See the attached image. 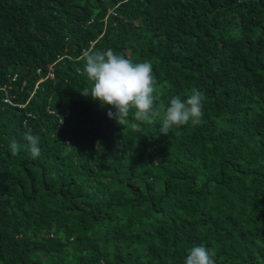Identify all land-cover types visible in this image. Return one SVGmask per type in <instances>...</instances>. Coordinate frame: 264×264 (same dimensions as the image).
I'll return each mask as SVG.
<instances>
[{"label": "trees", "instance_id": "1", "mask_svg": "<svg viewBox=\"0 0 264 264\" xmlns=\"http://www.w3.org/2000/svg\"><path fill=\"white\" fill-rule=\"evenodd\" d=\"M105 49L152 63L158 106L199 89L202 123L110 118L81 92ZM200 244L264 264V0H0V264H184Z\"/></svg>", "mask_w": 264, "mask_h": 264}, {"label": "clouds", "instance_id": "2", "mask_svg": "<svg viewBox=\"0 0 264 264\" xmlns=\"http://www.w3.org/2000/svg\"><path fill=\"white\" fill-rule=\"evenodd\" d=\"M84 60L82 74H86L92 87L81 91L82 94L85 96L91 94L94 100L115 109L109 110L107 115L114 118L118 124L126 125L131 115L135 121L131 128L134 131H141V124H154L160 117V133L167 135L173 128L202 123L206 98L195 87L186 99L176 95L170 98L166 108L157 105L158 97L155 95L157 79L150 61L133 62L112 49L88 51L84 54ZM24 139L28 141L27 148L31 157L33 159L39 157L41 153L38 146L39 137L29 131L24 134ZM9 147L13 156L19 154L21 146L15 139L10 142ZM216 255L214 248L204 244L193 245L187 250L184 264H217Z\"/></svg>", "mask_w": 264, "mask_h": 264}, {"label": "built area", "instance_id": "3", "mask_svg": "<svg viewBox=\"0 0 264 264\" xmlns=\"http://www.w3.org/2000/svg\"><path fill=\"white\" fill-rule=\"evenodd\" d=\"M5 101H7V98L5 99Z\"/></svg>", "mask_w": 264, "mask_h": 264}]
</instances>
